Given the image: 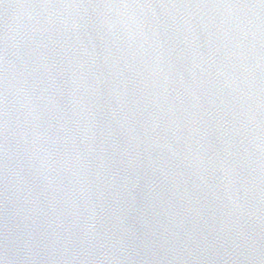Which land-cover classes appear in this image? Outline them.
<instances>
[{"label": "water", "instance_id": "95a60500", "mask_svg": "<svg viewBox=\"0 0 264 264\" xmlns=\"http://www.w3.org/2000/svg\"><path fill=\"white\" fill-rule=\"evenodd\" d=\"M0 264H264V0H0Z\"/></svg>", "mask_w": 264, "mask_h": 264}]
</instances>
